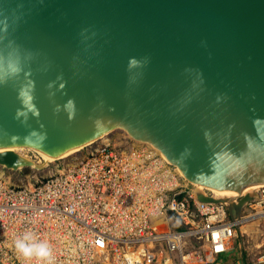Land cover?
Wrapping results in <instances>:
<instances>
[{
	"label": "water",
	"instance_id": "95a60500",
	"mask_svg": "<svg viewBox=\"0 0 264 264\" xmlns=\"http://www.w3.org/2000/svg\"><path fill=\"white\" fill-rule=\"evenodd\" d=\"M5 23L22 68L0 85V166L122 130L217 192L200 201L264 184V0H0Z\"/></svg>",
	"mask_w": 264,
	"mask_h": 264
},
{
	"label": "built area",
	"instance_id": "2783aa9c",
	"mask_svg": "<svg viewBox=\"0 0 264 264\" xmlns=\"http://www.w3.org/2000/svg\"><path fill=\"white\" fill-rule=\"evenodd\" d=\"M143 148L90 143L31 186L0 177V264H36L15 251L25 232L52 264H264V184L200 201L209 189Z\"/></svg>",
	"mask_w": 264,
	"mask_h": 264
},
{
	"label": "clouds",
	"instance_id": "9594fccd",
	"mask_svg": "<svg viewBox=\"0 0 264 264\" xmlns=\"http://www.w3.org/2000/svg\"><path fill=\"white\" fill-rule=\"evenodd\" d=\"M0 40H6L4 51H0V85L4 84L8 79L15 76L22 68V55L19 47L8 39L7 24L0 25ZM24 58L30 57V52H25ZM130 63L135 64L132 59ZM17 96L21 104L33 109L31 104V92L27 86L21 87L17 91ZM71 107V104L68 105ZM14 248L16 253L25 261L35 259L36 264H52L51 246L47 240L37 239L31 232H25L14 240Z\"/></svg>",
	"mask_w": 264,
	"mask_h": 264
},
{
	"label": "rangeland",
	"instance_id": "374dc122",
	"mask_svg": "<svg viewBox=\"0 0 264 264\" xmlns=\"http://www.w3.org/2000/svg\"><path fill=\"white\" fill-rule=\"evenodd\" d=\"M112 138L114 141L120 145V146H128L129 144H135L132 142L129 138H127V135L122 130H114L111 132ZM142 145V143H139ZM145 145V144H144ZM22 152L20 153L22 156H24L26 159L31 161H34L32 167H22L18 170H11L6 169L3 166H0V174H2V177L5 181L8 183H11L13 185H29L33 182L37 181V179H41L43 177H46L47 175H50L52 172H54L56 169H58L60 166L67 165L69 163H72L79 155V151H75L73 155H70L68 157H65L63 159L56 160L55 162H46L44 164V161L42 160V157L38 154H36L34 151L27 149L25 147H22ZM16 151V150H15ZM19 152V151H18ZM38 159H41V163L38 161ZM38 162V163H37ZM39 165V167H37ZM28 168L27 171L24 169ZM40 169V170H39ZM195 184V183H194ZM197 189V185L195 186V191Z\"/></svg>",
	"mask_w": 264,
	"mask_h": 264
},
{
	"label": "bare ground",
	"instance_id": "6f19581e",
	"mask_svg": "<svg viewBox=\"0 0 264 264\" xmlns=\"http://www.w3.org/2000/svg\"><path fill=\"white\" fill-rule=\"evenodd\" d=\"M114 131V130H113ZM113 131H109V132H107L106 134H103L102 136H100L98 139H96V140H94V141H91L90 143H97V142H100V145L101 144H105V143H107L108 141H110V140H114L113 138H112V134H111V132H113ZM127 135V134H126ZM90 143H88V144H90ZM88 144H86V145H88ZM136 146H142V147H144L143 149H146V151L148 152V153H150V154H152V153H154L155 152V150H153V149H151V146H149V145H144V144H139V143H137L136 144ZM83 146H81V147H78V148H76V149H72V150H70V151H68V152H66L65 154H63L62 156H60V157H58V158H51V159H47L44 155H43V153H41V152H39V151H36V150H34V149H32V148H28V147H25L26 148V150L27 149H30V150H32V151H34L36 154H38V155H40L46 162H55L56 160H59V159H63V158H65V157H68V156H70V155H73V153H75V151H78V150H80L81 148H82ZM9 149H11V150H13V151H15L18 155H20L21 156V158L22 159H25V160H28V159H26L24 156H22L20 153L22 152V147H17V148H9ZM19 151V152H18ZM23 153V152H22ZM28 161H31V159L30 160H28ZM34 161H31V167H32V165L34 164L33 163ZM40 162V161H39ZM46 162H44V164L46 163ZM38 163V162H37ZM41 163V162H40ZM67 165H69V164H67ZM37 167H39V165H37ZM28 169V168H27ZM40 170V169H39ZM177 172H179V173H181L178 169H177ZM0 176H2V174H0ZM3 177V176H2ZM33 184V183H32ZM32 184H29V185H26V186H31ZM197 185V189H196V192H200V189H209V191L211 192V194L213 195V197L214 198H216L217 197V192L214 190V189H211V188H208V187H203V186H200V185H198V184H196Z\"/></svg>",
	"mask_w": 264,
	"mask_h": 264
},
{
	"label": "trees",
	"instance_id": "16d2710c",
	"mask_svg": "<svg viewBox=\"0 0 264 264\" xmlns=\"http://www.w3.org/2000/svg\"><path fill=\"white\" fill-rule=\"evenodd\" d=\"M25 171H27L28 169L26 168V169H24Z\"/></svg>",
	"mask_w": 264,
	"mask_h": 264
}]
</instances>
